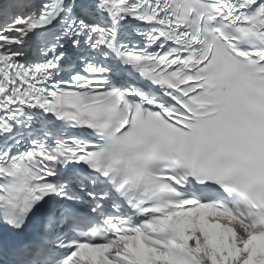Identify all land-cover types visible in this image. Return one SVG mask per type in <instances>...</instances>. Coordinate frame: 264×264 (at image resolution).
Segmentation results:
<instances>
[{
    "label": "snow or ice",
    "instance_id": "6c2138e0",
    "mask_svg": "<svg viewBox=\"0 0 264 264\" xmlns=\"http://www.w3.org/2000/svg\"><path fill=\"white\" fill-rule=\"evenodd\" d=\"M0 264H264V0H0Z\"/></svg>",
    "mask_w": 264,
    "mask_h": 264
}]
</instances>
